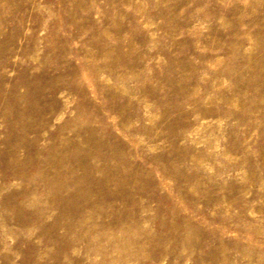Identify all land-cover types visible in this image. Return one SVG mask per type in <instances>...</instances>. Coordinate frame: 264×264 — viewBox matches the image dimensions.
<instances>
[{
	"label": "rangeland",
	"instance_id": "rangeland-1",
	"mask_svg": "<svg viewBox=\"0 0 264 264\" xmlns=\"http://www.w3.org/2000/svg\"><path fill=\"white\" fill-rule=\"evenodd\" d=\"M0 264H264V0H0Z\"/></svg>",
	"mask_w": 264,
	"mask_h": 264
}]
</instances>
